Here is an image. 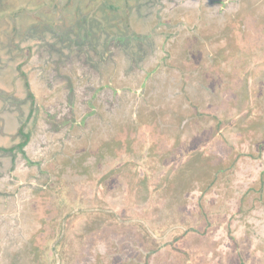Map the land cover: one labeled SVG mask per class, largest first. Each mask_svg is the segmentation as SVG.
<instances>
[{
	"label": "rangeland",
	"instance_id": "obj_1",
	"mask_svg": "<svg viewBox=\"0 0 264 264\" xmlns=\"http://www.w3.org/2000/svg\"><path fill=\"white\" fill-rule=\"evenodd\" d=\"M212 3L201 68L168 95L158 82L135 123L97 127L34 192L27 264H264V0Z\"/></svg>",
	"mask_w": 264,
	"mask_h": 264
},
{
	"label": "crops",
	"instance_id": "obj_2",
	"mask_svg": "<svg viewBox=\"0 0 264 264\" xmlns=\"http://www.w3.org/2000/svg\"><path fill=\"white\" fill-rule=\"evenodd\" d=\"M107 1L115 3L118 22L104 15L103 0L65 18L64 0H0V206H8L6 225L21 227L24 201L34 196L48 163L70 159L75 144L89 147L95 129L112 130L114 118L135 123L138 106L157 93L158 82L168 81V95L181 75L199 70L215 38L211 24L224 13L210 9L213 0ZM173 56L177 82L165 71ZM182 85L178 94H190L187 80Z\"/></svg>",
	"mask_w": 264,
	"mask_h": 264
},
{
	"label": "flooded vegetation",
	"instance_id": "obj_3",
	"mask_svg": "<svg viewBox=\"0 0 264 264\" xmlns=\"http://www.w3.org/2000/svg\"><path fill=\"white\" fill-rule=\"evenodd\" d=\"M244 1V0H243ZM262 0H248V3L251 2V4H257L260 3ZM237 9V8H236ZM230 15V13H229ZM214 17V16H213ZM231 18H234L230 15ZM220 27V26H219ZM219 29H215L213 32L214 36H217ZM157 93H161V90L156 87ZM164 106V105H161ZM163 109H166L165 107ZM76 146L71 148L69 151V155H77L78 158H81V155H79L80 152L77 154L72 152ZM69 159V158H67ZM73 160L72 158L69 159V163H71ZM52 166V167H51ZM61 166V160L60 161H51L50 163L45 166V171L43 172V176L46 178L45 184H41V186L34 187V192H44L46 187L55 181L56 175H55V168H59ZM42 176V177H43ZM43 177V178H44ZM32 186L31 183L29 186ZM34 193V195H35ZM35 196L29 197L28 199L24 201V209L25 213H22L21 215V221L22 225L12 224L9 223L6 225L4 223V213L7 210V205L0 206V264H27L30 262V258L38 246V242L36 237H34L33 233H29L27 230V225L29 223H35V215L32 213V205L30 201L34 199ZM42 209H37L39 215H37L38 218L41 219V212ZM14 226V230H10L11 226ZM7 226V227H6ZM40 230V229H39ZM40 240V239H39ZM36 242V243H35ZM55 257L56 252H55Z\"/></svg>",
	"mask_w": 264,
	"mask_h": 264
},
{
	"label": "water",
	"instance_id": "obj_4",
	"mask_svg": "<svg viewBox=\"0 0 264 264\" xmlns=\"http://www.w3.org/2000/svg\"><path fill=\"white\" fill-rule=\"evenodd\" d=\"M92 0H64V7L65 10H63L64 12V18L66 15H69L71 13H74L76 10L80 9L82 6H87L91 3ZM103 5H104V15L109 18L111 21L113 22H118V18L116 17L115 13H116V5L114 2L109 3L107 0H103ZM213 2H217V0H213ZM223 3V2H221ZM44 14H50L49 10L46 11H41ZM26 14V13H24ZM23 14V15H24ZM22 16L19 17V20L21 19ZM26 17V15H25Z\"/></svg>",
	"mask_w": 264,
	"mask_h": 264
},
{
	"label": "trees",
	"instance_id": "obj_5",
	"mask_svg": "<svg viewBox=\"0 0 264 264\" xmlns=\"http://www.w3.org/2000/svg\"><path fill=\"white\" fill-rule=\"evenodd\" d=\"M219 169H221L220 167L216 168V171H219ZM153 250V249H152ZM148 252H151V250H149Z\"/></svg>",
	"mask_w": 264,
	"mask_h": 264
}]
</instances>
